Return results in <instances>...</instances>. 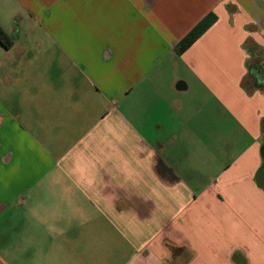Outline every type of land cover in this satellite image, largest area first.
Wrapping results in <instances>:
<instances>
[{
    "label": "crops",
    "instance_id": "obj_1",
    "mask_svg": "<svg viewBox=\"0 0 264 264\" xmlns=\"http://www.w3.org/2000/svg\"><path fill=\"white\" fill-rule=\"evenodd\" d=\"M0 28V264H264V0H0Z\"/></svg>",
    "mask_w": 264,
    "mask_h": 264
},
{
    "label": "trees",
    "instance_id": "obj_2",
    "mask_svg": "<svg viewBox=\"0 0 264 264\" xmlns=\"http://www.w3.org/2000/svg\"><path fill=\"white\" fill-rule=\"evenodd\" d=\"M214 21V16H207L198 26H196L180 43V50L184 51L188 47H190L195 41H197L207 29L212 25ZM0 44L5 49H10L12 46V41L8 34L0 28ZM258 48H251L249 51L251 52L252 57H264V51H257ZM248 77L253 80V84L251 87L260 88L264 87V65L262 66L259 62L249 64V73ZM248 86V88L250 87Z\"/></svg>",
    "mask_w": 264,
    "mask_h": 264
},
{
    "label": "water",
    "instance_id": "obj_3",
    "mask_svg": "<svg viewBox=\"0 0 264 264\" xmlns=\"http://www.w3.org/2000/svg\"><path fill=\"white\" fill-rule=\"evenodd\" d=\"M263 155H264V148H263ZM256 179H257L258 185L264 189V164L259 170V172L257 173Z\"/></svg>",
    "mask_w": 264,
    "mask_h": 264
},
{
    "label": "rangeland",
    "instance_id": "obj_4",
    "mask_svg": "<svg viewBox=\"0 0 264 264\" xmlns=\"http://www.w3.org/2000/svg\"><path fill=\"white\" fill-rule=\"evenodd\" d=\"M262 66L264 65V63L263 64H261ZM251 84H253V80L251 79V78H247V80H246V82H245V85H247V87L245 86V90L246 91H254V92H257V91H264V87L262 88V89H260V88H253V87H251L250 85ZM248 86H250L249 88H248ZM250 94V93H249Z\"/></svg>",
    "mask_w": 264,
    "mask_h": 264
}]
</instances>
